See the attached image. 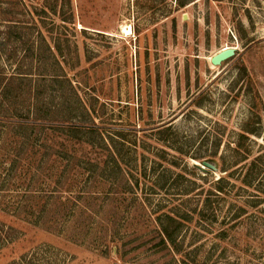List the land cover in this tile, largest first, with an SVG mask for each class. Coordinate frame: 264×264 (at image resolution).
Listing matches in <instances>:
<instances>
[{"label": "rangeland", "instance_id": "374dc122", "mask_svg": "<svg viewBox=\"0 0 264 264\" xmlns=\"http://www.w3.org/2000/svg\"><path fill=\"white\" fill-rule=\"evenodd\" d=\"M0 264H264V0H0Z\"/></svg>", "mask_w": 264, "mask_h": 264}, {"label": "trees", "instance_id": "16d2710c", "mask_svg": "<svg viewBox=\"0 0 264 264\" xmlns=\"http://www.w3.org/2000/svg\"><path fill=\"white\" fill-rule=\"evenodd\" d=\"M10 85H11V83H8V84L5 83L2 88H10ZM70 117H72V116H70ZM63 125H64V128L68 129L71 132H80V131L93 132L95 130V127H93L91 125L83 124L80 122H72L71 120L69 122L64 123ZM244 131H245V133L251 132L250 130H244ZM82 141H84L86 143H90V142H87V140H82ZM218 189H219V186H218ZM159 235H160V240L162 242L167 241L168 239L171 241V235L168 232V229L166 227L161 226V228L159 230Z\"/></svg>", "mask_w": 264, "mask_h": 264}, {"label": "water", "instance_id": "95a60500", "mask_svg": "<svg viewBox=\"0 0 264 264\" xmlns=\"http://www.w3.org/2000/svg\"><path fill=\"white\" fill-rule=\"evenodd\" d=\"M235 50H236L235 48H231V47L220 50L211 56L210 62L213 65H218L225 59L231 57L234 54ZM206 165L211 168H214L212 165H209V164H206Z\"/></svg>", "mask_w": 264, "mask_h": 264}, {"label": "bare ground", "instance_id": "6f19581e", "mask_svg": "<svg viewBox=\"0 0 264 264\" xmlns=\"http://www.w3.org/2000/svg\"><path fill=\"white\" fill-rule=\"evenodd\" d=\"M128 31H129V29H124V32H125L126 35L128 34ZM226 48H229V46H225V47L221 48L220 50H223V49H226ZM231 48H235V47L232 46ZM220 50H219V51H220ZM214 54H215V53H214ZM212 55H213V54H212ZM212 55H211V56H212ZM211 56H209V57L207 58L209 62H210V58H211ZM210 64L213 65L211 62H210Z\"/></svg>", "mask_w": 264, "mask_h": 264}]
</instances>
